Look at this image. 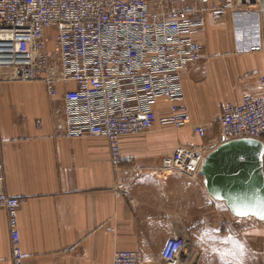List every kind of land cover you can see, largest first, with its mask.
<instances>
[{"label": "crops", "instance_id": "crops-1", "mask_svg": "<svg viewBox=\"0 0 264 264\" xmlns=\"http://www.w3.org/2000/svg\"><path fill=\"white\" fill-rule=\"evenodd\" d=\"M197 38L204 58L183 74L181 104L190 123L123 136L117 171L107 138H69L60 130L62 102L49 96L43 81L1 73L0 190L22 200L24 264H110L119 249L138 251L145 264H164L161 252L174 236L187 242L180 264H264V223L236 228L240 217L210 195L202 173L158 174L179 145L213 150L226 141L217 123L224 104L261 90L264 50L237 52L232 16L220 23L208 17ZM158 110L170 114L165 98ZM197 125L205 126L206 138L195 132ZM119 181L129 185L130 199L117 191ZM233 241L243 245L242 254ZM0 264H14L3 208Z\"/></svg>", "mask_w": 264, "mask_h": 264}, {"label": "built area", "instance_id": "built-area-1", "mask_svg": "<svg viewBox=\"0 0 264 264\" xmlns=\"http://www.w3.org/2000/svg\"><path fill=\"white\" fill-rule=\"evenodd\" d=\"M232 16L238 53L264 50V0H0V80L43 81L62 102L60 130L69 138L100 136L110 141L119 169L121 138L155 125L182 128L191 121L183 74L204 58L197 35ZM165 98L170 114L159 116ZM219 125L226 141L254 138L264 146V75L259 92L224 104ZM195 132L206 138L203 125ZM1 146V141H0ZM212 148L179 145L163 158L158 174L201 173ZM264 167V154H263ZM117 191L130 199L119 181ZM22 200L0 190L8 213L14 264H24L19 230ZM187 242L167 240L161 259L180 264ZM110 264H145L135 250L119 249Z\"/></svg>", "mask_w": 264, "mask_h": 264}, {"label": "water", "instance_id": "water-1", "mask_svg": "<svg viewBox=\"0 0 264 264\" xmlns=\"http://www.w3.org/2000/svg\"><path fill=\"white\" fill-rule=\"evenodd\" d=\"M263 144L254 138L224 141L201 169L208 192L237 217L264 220Z\"/></svg>", "mask_w": 264, "mask_h": 264}, {"label": "rangeland", "instance_id": "rangeland-1", "mask_svg": "<svg viewBox=\"0 0 264 264\" xmlns=\"http://www.w3.org/2000/svg\"><path fill=\"white\" fill-rule=\"evenodd\" d=\"M223 36H224V33H223ZM217 123L219 124V119H218ZM223 203H226V202H223ZM236 221H238V222H236V228H238V229L244 228L245 227L244 225H251V226L253 225L254 226L256 221L259 223H264V220H260L256 217H249V218L240 217V218L236 219ZM249 221H254V224L250 223Z\"/></svg>", "mask_w": 264, "mask_h": 264}, {"label": "snow or ice", "instance_id": "snow-or-ice-1", "mask_svg": "<svg viewBox=\"0 0 264 264\" xmlns=\"http://www.w3.org/2000/svg\"><path fill=\"white\" fill-rule=\"evenodd\" d=\"M233 243L236 245V247L239 249L240 253H243V245H240L239 242L233 241Z\"/></svg>", "mask_w": 264, "mask_h": 264}]
</instances>
